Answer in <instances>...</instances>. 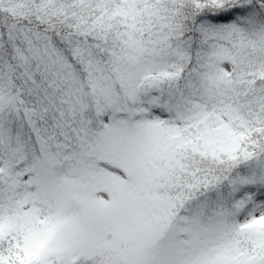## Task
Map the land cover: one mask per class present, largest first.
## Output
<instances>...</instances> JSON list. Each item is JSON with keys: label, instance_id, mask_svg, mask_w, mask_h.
<instances>
[{"label": "snow or ice", "instance_id": "6c2138e0", "mask_svg": "<svg viewBox=\"0 0 264 264\" xmlns=\"http://www.w3.org/2000/svg\"><path fill=\"white\" fill-rule=\"evenodd\" d=\"M0 264H264V0H0Z\"/></svg>", "mask_w": 264, "mask_h": 264}]
</instances>
